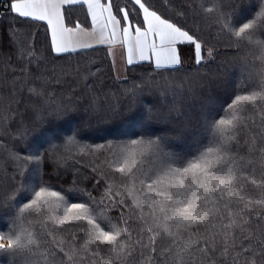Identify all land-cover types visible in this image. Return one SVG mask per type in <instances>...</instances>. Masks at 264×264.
Listing matches in <instances>:
<instances>
[{
	"label": "snow or ice",
	"instance_id": "obj_1",
	"mask_svg": "<svg viewBox=\"0 0 264 264\" xmlns=\"http://www.w3.org/2000/svg\"><path fill=\"white\" fill-rule=\"evenodd\" d=\"M207 2L211 8L194 6L190 0H0L4 9L0 20L7 21V27L0 29L5 36L0 59L6 66L16 65L11 76H0L3 134L8 141L4 165L16 173L6 196L0 198V207L6 204L10 213L6 221L0 217V255L9 258L7 264H35L32 253L41 246L42 230L44 237L52 238L46 245L49 264H264V196L253 198L246 187L264 188V149L258 159L242 155L247 147H240L236 133L247 121L236 115L226 120L215 110L211 95L197 99L198 89L226 82V73L214 79L200 75L205 61L216 55L202 35V23L211 18L212 26L238 50L255 42L264 52V0ZM22 31L26 38L18 41ZM117 47L126 70L147 65L136 78L139 83L127 90L126 107L98 111L93 104L84 109L72 101L44 107L41 100L49 98L57 85L72 91L73 85L84 81L85 92L106 87L90 69L62 61L73 53L104 50L111 58L110 67H115ZM238 63L252 83H242L241 90L248 94L236 95L227 108L244 100L248 103L241 111L247 112L257 108L259 99L264 113V69L257 73L254 65ZM96 68L99 72L100 66ZM257 87L260 92L250 90ZM25 92L36 102L23 105ZM147 93L155 98L146 101ZM125 112L143 114L142 131L104 144L84 143L88 139L84 130L93 122L126 118ZM75 115H81V122L74 130L33 143L46 123ZM224 124L231 127L218 128ZM212 129L218 133L220 154L214 162L198 160L194 152H199V132ZM258 136L264 143V115ZM173 138L183 144H174ZM22 142L27 148L19 147ZM73 145L82 151L101 150V155L107 145L108 151L116 150L118 159L109 162L105 156L103 166H94L85 178L94 183V191L103 188L96 195L81 189L83 199L72 202L60 192L51 193L60 197L66 211L49 226L38 211L47 194L39 171ZM141 148L157 159L150 172H142L137 161ZM29 162L37 173L31 180L24 173ZM256 169L258 179L253 178ZM18 190L31 193L27 203L15 199ZM29 217L34 231L23 227ZM56 232L65 238L57 241Z\"/></svg>",
	"mask_w": 264,
	"mask_h": 264
},
{
	"label": "trees",
	"instance_id": "obj_2",
	"mask_svg": "<svg viewBox=\"0 0 264 264\" xmlns=\"http://www.w3.org/2000/svg\"><path fill=\"white\" fill-rule=\"evenodd\" d=\"M194 6L203 4L205 9L211 8V3L207 0H190ZM4 11L1 8L0 12ZM191 23V22H190ZM197 23L201 21L197 18ZM7 27L6 20H0V29ZM203 32L202 35L209 41V46L214 49L216 55L209 57L205 61L206 66L199 69L200 75L205 76L209 79H214L218 73H226L225 83L218 84L211 88H200L198 89L197 99L207 100L208 96L211 95L214 101V108L220 112L225 119H231L232 115L237 117H243L247 122L244 125V129L236 133L237 140L240 142V147H247V151L243 152L242 155L251 154L254 158H259V150L264 149V143L261 142L258 131L262 124V115L260 108L262 102L258 99L256 101L257 108L252 109L249 107L247 112H242L241 109L248 103L247 101H238L232 109L227 108V103H230L236 95L246 96L248 93L241 90V84L251 85L252 81L249 79V72L244 71L240 68L238 61H245L250 65L255 66V72H259L264 69V57L260 60L255 59L256 48H253V43L250 45H241L239 50L237 49L236 43L230 41L228 36L219 33L218 29L212 26L211 18L202 23ZM25 34L22 31L16 39L18 41L24 40ZM261 38L256 37L255 40ZM0 41H5V36L2 30H0ZM30 43L32 41H29ZM231 44V47H229ZM255 54V55H254ZM255 60V61H254ZM257 62V63H256ZM62 64H70L72 66L79 65L81 70L88 68L92 73H95L97 78L103 82L104 87L99 92H85V83L81 81L72 86V91L67 90L66 86H54L50 90L49 98L42 99L41 103L46 108H54L61 104L67 105L69 101L74 102L77 106H83L84 109L89 104L96 106L98 111H107L108 109L120 110L128 105L129 99L127 90L131 89L133 83H139L136 79L144 74L145 67L128 66L127 76L123 79H117L115 76L114 67H110L111 58L106 55L104 50L101 51H87L82 52L79 55L73 53L68 61H62ZM256 64L259 67H256ZM96 65L100 66V71L97 72ZM16 65L6 66L4 61L0 59V76L5 74L11 76L13 68ZM51 67V65H49ZM184 73H173V76H181ZM176 83H180L176 81ZM63 89V90H61ZM251 91L258 92L260 89L250 88ZM73 92L80 93V95L74 96ZM30 94L25 92L21 97L23 105L33 104L35 100H29ZM155 97L152 93L146 94V101L153 100ZM161 102L163 101V93H161ZM179 106V104L177 105ZM223 107V111L221 108ZM23 111V108L20 109ZM227 114V115H226ZM81 115H84L83 109ZM81 115H75L70 118L53 119L50 123H46L44 130L40 136H37L33 141L36 143H44L46 140L55 138L57 136L66 135L71 130H74L81 122ZM126 118L118 120H107L103 123L96 124L93 122L90 128L84 130V135L88 138L84 141L86 144H104L105 140H112L115 137H122L125 135H131L142 131L143 114L135 112L134 114L125 112ZM19 119L18 117H14ZM39 118V115L37 117ZM5 113L3 107L0 106V198H4L7 194V189L13 182L12 177L16 175L11 169H6L4 165V157L7 156L8 141L7 137L4 136V124H5ZM228 124L219 125L218 128H230ZM255 130V131H254ZM153 131L158 132V128H153ZM243 136V139L240 137ZM255 137V139H253ZM199 152L194 155L197 156L198 160H208L214 162L219 153V142L218 133L216 129L199 132ZM173 143L182 145L183 141L173 138ZM47 146V145H45ZM19 147L27 148V142H22ZM255 148V151L252 149ZM94 150L89 152L86 149L81 150L79 147L73 145L68 149L62 150L54 158L46 161V166H42L39 171V176L42 177V185L46 188L47 194L45 195V201H41L40 209L38 210L45 220L46 224L51 226L54 221L58 218H62L63 213L66 211L65 203L60 197L53 196L51 193L60 192L62 196L72 202H78L83 199L81 189H87L88 192H92L96 195V191H103L100 188L94 191V183L89 184L85 180L92 173V168H100L103 166L105 156L108 161L111 162L114 159H118L115 156V149L108 151V146L102 150ZM141 155L137 157V161L140 164L142 172H150L157 165V159L154 155H150L146 148L140 149ZM26 153H21L25 155ZM191 160V156L188 158ZM14 167V166H13ZM24 173L31 180L37 176L35 165L32 162L24 165ZM139 175V173H138ZM163 175V174H162ZM260 171L256 169L253 178H259ZM79 177V179H77ZM165 180L169 179L167 175H163ZM173 179L179 181L181 177H173ZM84 181V182H81ZM138 187V185H137ZM247 191L253 198L264 196V188L255 185H248ZM70 192L72 195L69 197L66 193ZM50 195V197H48ZM240 195H244L241 192ZM31 196L30 192L18 190L15 195V199L22 205L28 202V198ZM107 203V201H105ZM145 206V210H146ZM9 208L5 204L0 207V217H3L6 221L9 217ZM33 223L32 217L28 218V221L23 224V227L28 231H34L30 225ZM51 231V227L47 229ZM41 238L39 243L41 244L38 250H34L32 253V259L35 264H49L51 256L49 255V248L46 245L52 240L51 237H44L43 230L41 231ZM55 239L62 241L66 234L56 232ZM82 235V234H81ZM9 258L0 255V264H7Z\"/></svg>",
	"mask_w": 264,
	"mask_h": 264
},
{
	"label": "crops",
	"instance_id": "obj_3",
	"mask_svg": "<svg viewBox=\"0 0 264 264\" xmlns=\"http://www.w3.org/2000/svg\"><path fill=\"white\" fill-rule=\"evenodd\" d=\"M2 7H0V10H1ZM120 52H121V49H119L118 47L115 49V60H116V66L114 67V70H115V73L116 75H118L119 73H124L125 72L127 73V70L125 68V65L123 63V61L121 60L120 58ZM120 78H124L125 75H122V76H118Z\"/></svg>",
	"mask_w": 264,
	"mask_h": 264
},
{
	"label": "rangeland",
	"instance_id": "obj_4",
	"mask_svg": "<svg viewBox=\"0 0 264 264\" xmlns=\"http://www.w3.org/2000/svg\"><path fill=\"white\" fill-rule=\"evenodd\" d=\"M253 48H256V55H255V59H257V60H260V59H262L263 57H264V52H262L260 49H259V47H258V45L254 42L253 43ZM255 61V60H254ZM257 63V62H256ZM256 67H259V65L258 64H256ZM115 71V70H114ZM122 75H125V77L127 76V73L125 72V74L124 73H119L118 75H116V73H115V76L116 77H118V76H122ZM124 77V78H125ZM119 79H123V78H120L119 77ZM258 92H260V91H258ZM174 144H176V143H174ZM54 196V195H53ZM48 197H50V195H48ZM48 198H46L45 199V197L42 199L43 201H45V200H47ZM42 203V202H41Z\"/></svg>",
	"mask_w": 264,
	"mask_h": 264
}]
</instances>
